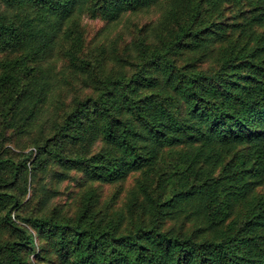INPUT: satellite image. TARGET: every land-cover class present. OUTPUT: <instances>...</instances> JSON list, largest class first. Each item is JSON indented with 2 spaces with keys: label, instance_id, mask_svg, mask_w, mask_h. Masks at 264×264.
<instances>
[{
  "label": "trees",
  "instance_id": "trees-1",
  "mask_svg": "<svg viewBox=\"0 0 264 264\" xmlns=\"http://www.w3.org/2000/svg\"><path fill=\"white\" fill-rule=\"evenodd\" d=\"M31 255L264 264V0H0V264Z\"/></svg>",
  "mask_w": 264,
  "mask_h": 264
},
{
  "label": "rangeland",
  "instance_id": "rangeland-1",
  "mask_svg": "<svg viewBox=\"0 0 264 264\" xmlns=\"http://www.w3.org/2000/svg\"><path fill=\"white\" fill-rule=\"evenodd\" d=\"M157 15H159L158 13H156ZM156 17H153V19H155ZM148 20V17H144V18H140L138 20H136V24L140 25L142 24V22H147ZM124 24L125 22L121 23V24H118L117 26L118 27H114L113 29V33L112 35L110 36V32H109V29H107L105 27V22L104 21H99V20H93V19H90L89 17H85L84 20H83V26L85 28V31L87 33V40H88V43L94 41V42H107L108 40H111L113 39L114 37L117 36V34L120 32V30L122 28H124ZM132 28L130 31L134 32L137 28L136 27H130ZM110 37V38H109ZM113 37V38H112ZM129 183V186H131V181H128ZM54 185V182L52 183V186ZM71 189L70 187V184L69 182H66L64 185H63V189H62V193L59 195L58 197V200H57V203L60 204L61 202H65L67 201V191ZM78 189H76L77 191ZM115 189L114 188H111V187H108L106 190H104V194L103 195V202L107 201L108 199H111L113 196H116L114 199H116L117 201H123L124 200V197H125V191H123V196L121 195H118V194H115ZM79 195V193H77L74 197V202H75V198ZM80 201V197H77ZM72 201V199H71ZM32 263H37L36 261V257L34 255H31L30 256V260ZM38 264H44L42 262H38Z\"/></svg>",
  "mask_w": 264,
  "mask_h": 264
}]
</instances>
